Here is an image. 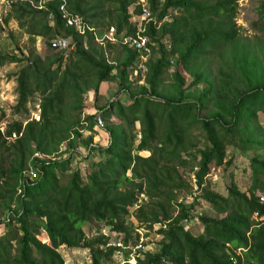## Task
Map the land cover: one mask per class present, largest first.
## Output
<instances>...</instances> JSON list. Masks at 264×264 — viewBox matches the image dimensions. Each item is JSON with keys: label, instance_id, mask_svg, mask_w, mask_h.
<instances>
[{"label": "trees", "instance_id": "16d2710c", "mask_svg": "<svg viewBox=\"0 0 264 264\" xmlns=\"http://www.w3.org/2000/svg\"><path fill=\"white\" fill-rule=\"evenodd\" d=\"M107 2L110 8L105 7ZM59 3L16 0L3 21L8 27L14 20L30 44L36 38L47 44L64 37L74 49L44 59L33 47L25 54L19 52L20 56L0 55V66L25 63L13 75L14 119L0 134V224L8 228V234L0 236V264H64L58 252L61 246L86 249L92 264H109L121 248L108 245L103 231L119 233L123 248L135 245L131 227L125 224L129 216L149 230L156 227L160 238L156 252H142L133 264H264V202L256 195L257 190L264 197V131L256 116L264 113V40L254 37L251 45L237 35V0L210 4L147 0L156 19L142 23L143 32L138 21H132L141 13L136 0H65L67 8L94 29H114L121 52L111 61L91 32L82 36L64 26ZM136 33L157 46L148 45L151 58L143 75L145 86L134 88L129 75L136 71L138 54L123 45L122 38ZM164 39L171 46L169 51L161 43ZM106 47L112 48L108 40ZM212 56L219 62L215 74L209 69ZM173 66V84L167 90L165 76ZM185 74L195 91L185 87ZM111 82L116 83V98L97 108L104 122L108 121L109 142L91 149L95 114L82 117L84 95L92 90L96 103L100 85ZM202 82L206 85L199 90ZM121 94L131 103L123 104L118 98ZM36 98L39 121L20 120L29 115L27 105ZM83 129L89 132L87 137L81 134ZM194 129L204 134L207 148L199 151L192 167L199 194L185 207L178 203V194L186 190L193 195V184L186 183L178 170L188 165L183 155L200 143ZM12 134L16 135L13 140L9 139ZM238 142L235 146L242 150L263 151V157L250 160L247 192H241L230 178L227 195L221 196L204 187L203 178L211 166L231 165L226 148ZM62 144L70 149L83 144L90 149L88 156L100 149L106 158L91 164L84 179L77 171L62 185L59 174L69 169L71 161L55 157ZM142 152L149 154L143 157ZM79 157L80 162L85 160ZM26 168L39 174L31 184L22 183ZM259 179L262 184L257 186ZM19 187L23 197L16 196ZM201 199L219 216H200L203 232L195 236L184 229L183 220L191 219ZM254 213L257 220L252 219ZM5 214L8 217L1 220ZM42 231L48 243L38 239Z\"/></svg>", "mask_w": 264, "mask_h": 264}, {"label": "rangeland", "instance_id": "374dc122", "mask_svg": "<svg viewBox=\"0 0 264 264\" xmlns=\"http://www.w3.org/2000/svg\"><path fill=\"white\" fill-rule=\"evenodd\" d=\"M213 0H196V2H205L210 4ZM110 6V3H106L105 7L108 8ZM133 6V5H132ZM111 7V6H110ZM109 7V8H110ZM132 9H129L131 11ZM179 17H185V13H178L176 14ZM175 16V17H177ZM136 20V18H132V21ZM139 27L141 26L140 20H137ZM234 23L237 29V35L240 38H246L251 45H254L255 39L254 37H258L262 40H264V0H237L236 5V14L234 18ZM111 29L106 31L104 28H96L94 31V36L97 44L101 45L104 48L105 57L107 60L111 61L115 57L119 56L121 52V48L118 45V43L110 42V45L112 48L106 47V38L111 39ZM259 39V40H260ZM261 41V40H260ZM35 44H30L28 36L23 33V30L18 27V24L11 20L8 24V27L2 26V29L0 30V55L3 54H16L19 55V52L24 54L27 52L28 49H31L32 47L35 49V51L38 53L39 56H44L43 49L45 48L46 41L42 38H36ZM162 44L164 43V40L161 41ZM168 44V43H167ZM42 49L41 51H38L39 49ZM151 58V57H150ZM25 63H16V64H4L0 66V92L3 93V96L5 97V109L7 112V122L8 124L14 119L12 107L16 104L17 101V94H16V80L13 75L17 73ZM219 65V62L216 57L212 56V63L209 65V69L212 72V74H215L216 67ZM174 66L171 68L170 72H168L165 76V81L163 87L165 89H170V85L173 84V80L171 78V72L173 71ZM131 82H133V87L136 88L138 86H145L144 84V78L140 73L133 72L129 75ZM185 80L186 85L185 87L187 90L193 89L192 91H195L196 88H191L188 86V83L191 82V78L185 74ZM205 83L202 82L198 89L202 90L205 87ZM117 91L116 83H102L99 87V99L93 102V91L88 90L85 93V100H84V110L82 113V117L87 116L89 114H95L97 113V108L100 106L105 105L110 100H114L116 97L114 93ZM191 91V92H192ZM120 101L123 104H130V99L125 95L121 94L120 97H118ZM38 100L37 98L34 100L33 103H29L27 105V109L29 112V115L22 116L20 120L24 121L27 117H31L32 113H35L37 108ZM38 111V110H37ZM36 111V112H37ZM206 113V112H205ZM204 114V112H202ZM257 124L263 129L264 131V113H257ZM115 123H119V120H117L115 117H112L111 119ZM108 123L107 120H105V126ZM86 126V124L84 125ZM194 134L197 135L198 139L200 140V143L197 144V146L192 149L191 151L187 152L185 155H183V158L187 160V167L184 169L178 170L181 174V177L183 180H185L186 183H188L191 180V174L195 171L196 168H192L196 162L199 160V151L203 150L204 148H207L206 142L204 140V134L198 130L194 129L192 130ZM81 134L84 137H87L89 135V132L85 129L81 130ZM92 143L90 145L91 149H95V147H106L109 142V135L105 132V127L103 130L94 126V131L91 134ZM238 143L234 145H230L226 148V161L231 159L232 163L230 166H220L219 172H216L213 170L215 175L208 176V174L203 178L205 180V186L210 191L219 194L221 196L227 195V186L230 184L231 179L235 182L238 189L241 192H247V189L251 186V172L249 169V163L250 160L254 157L261 156L263 157V151H258L256 149H248V150H242L238 145ZM25 147L31 149V146L26 144ZM238 147V148H237ZM75 151L79 152L77 154ZM90 152V149L86 148L83 144H77L76 148L70 149L66 144H62L60 147V152L58 154V158L63 159L70 158V164L69 169L62 175L59 174V182L62 185H66L67 181L70 179V176L74 172H79L80 176L84 179V176L88 173L89 168L91 164L99 163L100 161L104 160L106 158V155L101 152L100 149H97L93 151V153H90V156H88ZM148 152H142L140 153L141 156L146 157L148 156ZM85 158L84 161H79L81 156ZM54 158V157H53ZM54 160V159H52ZM213 167L209 169V172H211ZM217 170V169H216ZM231 178V179H230ZM257 186L262 184V179H259L257 182ZM20 190L22 189L19 187ZM202 191V190H201ZM188 191L181 190L178 194V203L182 202L185 203V206L190 207V201H186V197ZM202 193V192H201ZM19 196L20 194L18 191L16 192V196ZM256 195L261 198V193L256 190ZM139 198H143L142 196H139ZM189 199V198H188ZM263 199V198H261ZM145 200V199H142ZM264 202V200H263ZM138 207V206H137ZM175 215V214H174ZM191 221L188 224L183 223V227L186 231L191 233L192 235H199L203 232V224L201 220L199 219L200 216H204L207 218H217L219 215L212 209V207L205 202L203 199L200 201H197L194 205V208L191 211ZM7 215L5 214L2 219H5ZM126 225L131 227V241L134 240L135 242L139 240V238H143L144 240V251H149L151 253H154L158 250V244L157 241L160 240L158 236L155 234V228L147 229L144 225L137 224L136 220L131 216L125 218ZM85 229V227H84ZM8 228L3 227L2 224H0V236H6L8 234ZM135 230H138L139 233H137ZM106 231V230H105ZM12 232V231H11ZM108 235V244L110 246H117L118 243H121V235L118 233L111 232L107 233ZM38 239L43 243H48V238L44 235V233H41L38 236ZM132 247V244H129L127 247H119L121 248L119 251L114 252L112 256V261L109 264H122V262L127 258L128 253L130 252ZM123 248V249H122ZM58 252L62 256V259L64 261V264H92L90 253L86 249H68L64 246H61L58 249ZM142 252H140V258H142ZM238 254H241V251L237 252ZM136 260V259H135ZM135 263V261H133ZM132 263V264H133ZM102 264V263H99Z\"/></svg>", "mask_w": 264, "mask_h": 264}, {"label": "built area", "instance_id": "2783aa9c", "mask_svg": "<svg viewBox=\"0 0 264 264\" xmlns=\"http://www.w3.org/2000/svg\"><path fill=\"white\" fill-rule=\"evenodd\" d=\"M15 1L16 0H0V26H3L4 18L7 17L8 14L10 13L11 5ZM20 1H23V0H20ZM45 1H50V0H44V2ZM158 1H159V3H163L165 0H158ZM134 5L140 6L141 13L138 16H134L133 18H136V20L142 21L141 26L139 27V32H143L144 31V28H143L144 25H142V23L146 24L150 21L155 22L156 17L152 18V14H151V11L149 10V5L147 4V0H136V3ZM134 5H133V7H134ZM41 6L42 5L40 3L39 8H42ZM58 13H59V18H60L61 22H63V24L66 28H71L77 34L82 35V36H85V34L87 32H91L93 35L95 34L94 33L95 29L93 27H91L90 25H88L85 22V19L81 15L73 13L67 8L65 0H60V3L58 4ZM169 15L167 17H165L164 20H168L167 18L170 17ZM49 20H52L51 15L49 16ZM111 31H112L111 32L112 38L111 39L106 38V40H108L110 42H115L116 40L114 38V29L111 28ZM95 40H97V39H95ZM164 43H165L164 45H166V50L169 51L171 49L169 42L166 39H164ZM122 44L127 45L129 48H132L133 50H135L137 52L138 59L136 62L137 65H136V71L135 72L140 73L143 77V75L147 71V63L151 57V48L148 45L150 44V45L156 47L157 43L152 42L150 40V38H147V37L141 35L140 33H136V35H134V36H127V37L122 38ZM73 49H74L73 45L70 43L69 39L64 38V37H57L55 39L50 40L45 45V48L43 49L44 56L43 57L40 56V58L44 59L46 56L50 55L51 53L70 52V51H73ZM41 50L42 49L40 48L38 51H41ZM36 54H38V53L36 52ZM4 98L5 97L3 96V93L0 92V134L2 136L5 134V131H6L7 126H8V122L6 120L7 119V112H6L5 105H4V103H5ZM29 120L39 121V112L32 113L31 117H29ZM94 126L96 127V129L98 128V130L99 129L103 130L105 127V122H104V120H103V118L99 112L95 113ZM15 138H16V135L12 134L11 138H9V139L13 140ZM75 152L77 154H79V152H77V151H75ZM211 167H213V169L211 172H209L208 176L215 175L213 170L216 172H219V170H218L219 168H217L216 166H211ZM38 175L39 174L37 173V171L32 170V168H26L23 171L22 183L29 182L28 184H31L39 178ZM26 176H28V178H26ZM189 183L193 184V192L194 193H193V195H188L186 197V201L189 200L190 204H191L193 201V196H197L199 194V190L196 187V179L194 178L193 174H191V180L189 181ZM22 190L23 189L20 190V188L17 189L18 193L20 194L19 196H21V197H23ZM261 198H263V199H261ZM261 198H260V200L263 202L264 197L262 195H261ZM184 205H185V203H184ZM185 207H187V205ZM252 219L257 220L258 214L254 213L252 215ZM1 220H3V219H1ZM190 221H191V219H184L183 223L189 224ZM135 231L137 233H139L138 230H135ZM43 232L44 231H42V233ZM103 234H106V232L103 231ZM108 245H110V244H108ZM117 246L120 247L122 245H121V243H118ZM144 248H145L144 240H143V238H139V240L136 241L135 245H133L131 247V250L128 253L127 258L122 262V264L133 263V261H135V259L137 257H139L140 252L144 251Z\"/></svg>", "mask_w": 264, "mask_h": 264}, {"label": "clouds", "instance_id": "9594fccd", "mask_svg": "<svg viewBox=\"0 0 264 264\" xmlns=\"http://www.w3.org/2000/svg\"><path fill=\"white\" fill-rule=\"evenodd\" d=\"M117 247H119V246H117ZM120 247H122V246H120ZM116 252V251H115ZM129 264H132V263H129Z\"/></svg>", "mask_w": 264, "mask_h": 264}]
</instances>
